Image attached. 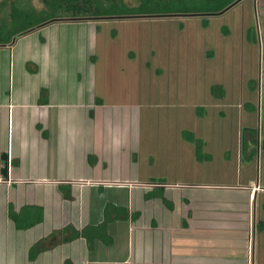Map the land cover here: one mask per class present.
Returning a JSON list of instances; mask_svg holds the SVG:
<instances>
[{
  "label": "crops",
  "instance_id": "0c3cea01",
  "mask_svg": "<svg viewBox=\"0 0 264 264\" xmlns=\"http://www.w3.org/2000/svg\"><path fill=\"white\" fill-rule=\"evenodd\" d=\"M233 7L222 47L158 44L146 61L100 45L117 18L51 16L0 46V264H264L262 47ZM156 99L180 106L160 131L177 138L149 153L128 119ZM26 206L43 220L18 229Z\"/></svg>",
  "mask_w": 264,
  "mask_h": 264
},
{
  "label": "rangeland",
  "instance_id": "374dc122",
  "mask_svg": "<svg viewBox=\"0 0 264 264\" xmlns=\"http://www.w3.org/2000/svg\"><path fill=\"white\" fill-rule=\"evenodd\" d=\"M92 1L95 3L101 2L106 8H110L111 6V2H108V0ZM118 1L123 3V6L129 8L137 9L142 7L141 0ZM261 1L243 0L241 5H235V7L229 10L235 9L231 12L237 15H241L242 13L247 15L245 22L250 27L251 40L257 42L256 44L259 49L261 42L260 78H262L264 71V18L261 16L263 15L264 4ZM220 2L222 1L148 0L146 6L136 10V15L138 16L135 18H117L116 21L101 23L99 31L100 45L115 44V46L123 47L125 51H134L136 57L127 58L125 59L126 62L149 60V52L153 51L154 47L158 44L169 46L171 44L189 42L196 44V46L204 45L212 49H215L214 47L217 45L218 47H222V12H214L216 6L220 5ZM13 3L21 10L28 12L36 21L46 20L51 16L65 17L66 15H72L74 14L73 10L84 6V2H81V0H72L70 4L66 3L63 7L59 6L62 4V2L59 3V0H0V25L11 24V20L8 19V13L12 10ZM188 10L197 12H184ZM144 12L145 14H143ZM204 25L208 27L203 28ZM185 34L186 36H184ZM187 36H189L188 41L183 38ZM118 56L117 62L120 63L122 62V58L120 54ZM218 58L216 55V60L212 63L213 67L216 66L215 62L217 61H220L219 66L222 67V53ZM157 103H159L157 99L156 101L153 100L146 107L145 112L147 115L145 117H130L128 119V124L132 126H137L140 123L143 126V136H145V144H147L149 153L150 151H155L156 148L154 146L157 142L177 138V134L173 132L160 131L167 126L176 128L178 120L175 117L171 118L170 112L179 111L180 106L177 104L169 106L168 104V106L161 105L156 107ZM124 123L126 124V120Z\"/></svg>",
  "mask_w": 264,
  "mask_h": 264
},
{
  "label": "trees",
  "instance_id": "16d2710c",
  "mask_svg": "<svg viewBox=\"0 0 264 264\" xmlns=\"http://www.w3.org/2000/svg\"><path fill=\"white\" fill-rule=\"evenodd\" d=\"M211 2L214 1H220V0H209ZM220 5H217L215 8V13L223 12L225 9L232 5H236L239 2L243 1L240 0L238 3H236L238 0H221ZM59 6L63 7L66 3H71L72 0H59V3H61ZM81 2H84V6L78 9L73 10L74 14L68 15L72 20H88V19H111V18H135L136 16V10L141 9L142 7L146 6V3L148 0H141L142 7H139L137 9L135 8H129L127 6H123V3H121L118 0H108V2H111L110 8H106L104 4L101 2L95 3L94 1L91 2V0H81ZM121 3V4H119ZM236 3V4H235ZM12 30H13V36L7 37L6 32L8 30V27L6 25L0 26V46L2 45H11L14 43V41L17 39V37L21 35H25L27 33H30L33 30H36L37 28L48 24L50 22H53L55 19L54 17H51L47 20H38L36 21L33 19V16H31L28 12L21 10L18 8L14 3L12 4ZM186 13L188 12H197V11H184ZM138 14V13H137ZM145 14V12L143 13ZM149 14V13H147ZM44 95V92L42 93V96ZM10 217L16 224V227L18 229H28L30 227H33L43 220V210L41 207L38 206H26L22 208V210L18 213L13 208L10 209ZM65 231V230H64ZM79 232L75 233L73 235L74 237H79ZM53 235L49 238L42 239L39 241L35 246L31 253V256H36L44 247L50 246V240L53 239ZM72 237V239L74 238ZM66 240L68 238H65ZM67 264H70L69 262Z\"/></svg>",
  "mask_w": 264,
  "mask_h": 264
},
{
  "label": "water",
  "instance_id": "95a60500",
  "mask_svg": "<svg viewBox=\"0 0 264 264\" xmlns=\"http://www.w3.org/2000/svg\"><path fill=\"white\" fill-rule=\"evenodd\" d=\"M240 0H238L236 3H238ZM235 3V4H236ZM4 160L6 161V165H5V167H4V169H3V174H4V176L5 177H8V170H9V165H8V155H5L4 156Z\"/></svg>",
  "mask_w": 264,
  "mask_h": 264
}]
</instances>
